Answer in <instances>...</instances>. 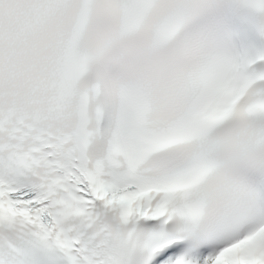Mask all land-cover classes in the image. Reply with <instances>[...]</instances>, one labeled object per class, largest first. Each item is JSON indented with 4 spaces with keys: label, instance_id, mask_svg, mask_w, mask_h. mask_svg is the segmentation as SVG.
Masks as SVG:
<instances>
[{
    "label": "snow or ice",
    "instance_id": "obj_1",
    "mask_svg": "<svg viewBox=\"0 0 264 264\" xmlns=\"http://www.w3.org/2000/svg\"><path fill=\"white\" fill-rule=\"evenodd\" d=\"M0 264H264V0H0Z\"/></svg>",
    "mask_w": 264,
    "mask_h": 264
}]
</instances>
